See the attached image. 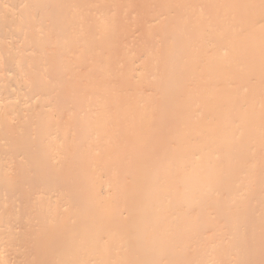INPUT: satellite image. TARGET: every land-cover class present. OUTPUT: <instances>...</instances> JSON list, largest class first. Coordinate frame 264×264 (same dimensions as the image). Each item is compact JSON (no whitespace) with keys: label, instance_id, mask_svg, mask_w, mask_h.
Returning <instances> with one entry per match:
<instances>
[{"label":"bare ground","instance_id":"obj_1","mask_svg":"<svg viewBox=\"0 0 264 264\" xmlns=\"http://www.w3.org/2000/svg\"><path fill=\"white\" fill-rule=\"evenodd\" d=\"M128 2L18 0L9 10L0 3V228L10 229L28 264H43V244L61 255L50 254L51 264H264L256 230L264 216L239 208L233 186L226 199L235 208L213 200L220 160L214 165L187 149L177 156L180 183L163 193L156 190L161 174L136 179L140 165L155 169L154 131L134 119L137 82H126L125 71L132 80L130 61H152V52L138 58L127 51L124 68L107 54L125 28L139 25ZM9 17L22 32L10 28ZM159 23L158 43L175 46L164 57L168 94L193 44L180 23Z\"/></svg>","mask_w":264,"mask_h":264},{"label":"rangeland","instance_id":"obj_2","mask_svg":"<svg viewBox=\"0 0 264 264\" xmlns=\"http://www.w3.org/2000/svg\"><path fill=\"white\" fill-rule=\"evenodd\" d=\"M17 1L0 0V3L9 10L10 4ZM128 1V10L133 16L135 11L139 12V25L125 28L120 34L119 41L122 42L107 54L111 60L118 59L114 64H119L127 51L138 54V58L144 55L146 48L152 52V61H130L132 80L125 71L126 82H137L134 119L141 117L146 121L141 122V127L154 131L148 144L155 149V169L143 170L140 165L136 179L147 181L150 174L163 175L164 172L156 186L157 192L163 193L170 183H180L177 166L182 165L177 156L187 149L202 151L214 165L219 160L222 164L215 181L217 192L213 200L224 198L220 207L235 208L237 203L232 204L226 199L233 193L230 189L233 186L238 191L232 199L244 202L239 208L247 214L264 216V0ZM155 17H159L156 23ZM8 20L7 24L17 34L23 31L17 19L9 17ZM159 22L180 23L188 30L186 44H193V57L189 55L182 62L181 74L172 81V91L168 94L164 85L168 80L169 66L164 57L172 56L175 46L168 44L165 47V39L158 43L162 29ZM5 41L9 46L12 44L9 36ZM206 58L211 62L205 63ZM125 66L129 64L123 59V68ZM233 106L237 108L236 112ZM144 152L143 148L141 160L149 155ZM165 152L168 157L164 156ZM232 154H235L233 162L225 157ZM167 159L174 161L168 164ZM168 169L170 172L165 174ZM247 169L254 170V173L248 175V184H244L243 173ZM223 177L227 180L224 181ZM233 178L240 180L233 184L229 181ZM180 189L182 187H178ZM255 200L263 204L257 205ZM9 230L0 228V264H28L29 254L22 258L17 253L22 246L7 237ZM256 230L260 233L258 240L264 241V220L259 221ZM243 238L249 239L246 234ZM54 250L43 244V264H51L48 260L50 254L61 258ZM52 262L57 261L53 259Z\"/></svg>","mask_w":264,"mask_h":264}]
</instances>
